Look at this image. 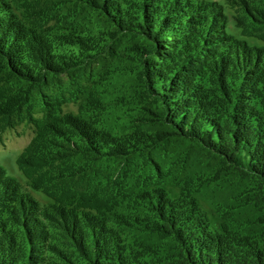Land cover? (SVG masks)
I'll list each match as a JSON object with an SVG mask.
<instances>
[{
    "label": "rangeland",
    "instance_id": "374dc122",
    "mask_svg": "<svg viewBox=\"0 0 264 264\" xmlns=\"http://www.w3.org/2000/svg\"><path fill=\"white\" fill-rule=\"evenodd\" d=\"M108 1L117 5L125 20L127 14L131 16L132 31L115 35V25L102 8L104 0L99 6L90 3L84 7L74 0H0V40L18 51L27 39H46L57 53L70 59L75 57L71 47L77 43L101 57L94 62L95 91L87 96L96 105V122L110 137L132 140L151 131L145 115L153 109L156 112L157 107L146 99L141 76L147 80L148 76L143 69L155 67L152 73L170 75L168 70L175 64L186 70L182 72L185 76L178 78L193 86L197 98L202 97L203 110L220 119L234 111L249 122L254 119L253 127L264 131V0ZM154 2L162 16V20L156 17L154 28L157 33H162L158 27L164 32L157 38L147 35L145 25L146 15L155 17ZM110 10L114 13L113 7ZM4 66L0 60V264H85L82 254L67 245L76 243V225L87 231L86 221L93 223L100 235L104 231L102 242L108 246L111 237L106 224L133 241L132 235L138 231L132 221H127L128 226L117 225L114 221L119 217L114 216L108 223L92 214L84 200L96 199V207L102 208L118 197L131 198L130 185L136 187L138 182L122 183L118 189L124 194L121 196L110 184L100 185L108 180L106 173L114 163L100 162L97 171L79 176L80 161L63 157L62 142L53 134L47 133L36 145L35 122L43 119L38 88L26 89L24 83L6 74ZM224 67L232 76L237 74L236 68L241 69L251 80L232 79ZM74 73L79 79L86 74ZM233 89L240 90L238 99L227 94ZM20 90L29 91L28 104L10 114L4 103ZM41 93L49 96L47 91ZM80 112V104L67 105L64 110L75 115ZM91 115L84 114L88 122ZM50 123L54 121H45L46 128ZM83 213L93 216L86 220ZM140 238L148 246L159 243L156 238Z\"/></svg>",
    "mask_w": 264,
    "mask_h": 264
},
{
    "label": "trees",
    "instance_id": "16d2710c",
    "mask_svg": "<svg viewBox=\"0 0 264 264\" xmlns=\"http://www.w3.org/2000/svg\"><path fill=\"white\" fill-rule=\"evenodd\" d=\"M100 1L74 0L82 7L90 3L99 6ZM102 8L115 25V35L133 30L131 16L127 14L126 21L117 5L104 0ZM151 9L155 17L148 19L146 15L147 35L164 36L160 27L157 29L162 33L154 28L156 17H162L156 2ZM24 42L17 51L0 40V60L6 74L15 81L24 83L28 90L38 88L43 119L35 122L36 145L47 133L53 134L62 142L63 157L80 161L79 176L97 171L100 162L114 163L106 173L108 180L100 185L110 184L121 196L124 194L118 189H122V183L138 182L136 187L130 185L131 198L118 197L102 208L96 207V199L84 200L92 214L113 221L118 216L114 221L117 225L128 226L127 221H132L138 231L132 235L133 241H128L106 224L111 237L109 247L102 242L104 231L100 235L93 223L86 221L87 231L76 225V243L67 246L81 253L85 264H264V131L253 127L254 119L249 122L245 115L238 117L234 111L227 119H220L203 110L202 97L197 98L193 86H186L178 78L185 76L182 65L175 64L168 70L170 75L152 73L155 67H144L148 76V80L141 76L144 93L148 103L157 107L144 119L152 129L132 140L110 137L96 122V105L87 96L95 91L94 62L101 57L77 43L71 47L75 57L70 59L57 53L46 39ZM197 42L194 40L195 46ZM75 71L86 74L79 79ZM224 72L237 81L251 80V75L241 69L236 68L233 76ZM41 90L49 96L44 97ZM239 91L233 89L227 94L235 100ZM28 93L20 90L4 103L10 107V114L28 104ZM72 104H80L82 113H64L65 107ZM87 112L92 114L90 122L84 117ZM49 119L54 123L46 128ZM126 205H130L128 209ZM92 214L83 213L86 220ZM141 235L149 241L156 238L159 243L148 246Z\"/></svg>",
    "mask_w": 264,
    "mask_h": 264
}]
</instances>
